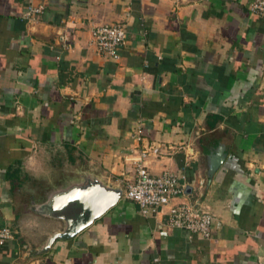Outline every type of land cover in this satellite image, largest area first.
Listing matches in <instances>:
<instances>
[{
  "label": "crops",
  "instance_id": "1",
  "mask_svg": "<svg viewBox=\"0 0 264 264\" xmlns=\"http://www.w3.org/2000/svg\"><path fill=\"white\" fill-rule=\"evenodd\" d=\"M43 1L26 22L24 0H0V264H264V19L250 0ZM113 23L125 39L109 60L91 30ZM141 150L151 173L183 177L172 201L212 215L210 239L123 197ZM96 185L115 205L57 236Z\"/></svg>",
  "mask_w": 264,
  "mask_h": 264
},
{
  "label": "built area",
  "instance_id": "2",
  "mask_svg": "<svg viewBox=\"0 0 264 264\" xmlns=\"http://www.w3.org/2000/svg\"><path fill=\"white\" fill-rule=\"evenodd\" d=\"M43 0H24L19 18L29 22L43 13ZM249 11L264 19V0H250ZM92 43L95 53L109 60L119 57V47L125 39V29L121 23L100 24L91 30ZM135 140L141 137V123H138L132 135ZM152 153L156 148L151 149ZM148 152L139 151L132 159L133 172L130 178L123 183V197L137 206L138 213L144 217H159V227L168 229L178 228L203 239L211 238L212 215L191 205L172 200L182 195L187 185L180 177L170 171L162 170L151 173L146 165ZM193 151L190 149L185 155L190 158ZM204 179L198 180L196 187L200 188ZM12 238V232L7 226L0 227V245Z\"/></svg>",
  "mask_w": 264,
  "mask_h": 264
},
{
  "label": "water",
  "instance_id": "3",
  "mask_svg": "<svg viewBox=\"0 0 264 264\" xmlns=\"http://www.w3.org/2000/svg\"><path fill=\"white\" fill-rule=\"evenodd\" d=\"M222 158V153H218L212 159L210 172L215 170ZM119 195L118 190L96 185L84 191L82 195L74 197L73 202L70 204L73 212L67 218V227L62 233H58L57 236L63 238L71 237L86 228L93 220L97 219L106 210L115 205ZM52 238H50V241Z\"/></svg>",
  "mask_w": 264,
  "mask_h": 264
},
{
  "label": "rangeland",
  "instance_id": "4",
  "mask_svg": "<svg viewBox=\"0 0 264 264\" xmlns=\"http://www.w3.org/2000/svg\"><path fill=\"white\" fill-rule=\"evenodd\" d=\"M28 204L24 202H21L19 203V205L17 204V209H19V211H25V210H28L29 211V208H28ZM66 209L68 210H72L70 212H73V208L68 204L66 207Z\"/></svg>",
  "mask_w": 264,
  "mask_h": 264
}]
</instances>
